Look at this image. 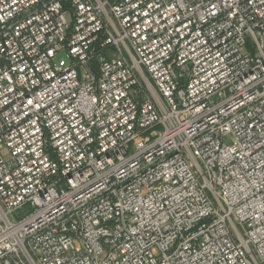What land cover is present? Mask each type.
<instances>
[{
    "label": "built area",
    "instance_id": "2783aa9c",
    "mask_svg": "<svg viewBox=\"0 0 264 264\" xmlns=\"http://www.w3.org/2000/svg\"><path fill=\"white\" fill-rule=\"evenodd\" d=\"M0 264H264V0H0Z\"/></svg>",
    "mask_w": 264,
    "mask_h": 264
},
{
    "label": "rangeland",
    "instance_id": "374dc122",
    "mask_svg": "<svg viewBox=\"0 0 264 264\" xmlns=\"http://www.w3.org/2000/svg\"><path fill=\"white\" fill-rule=\"evenodd\" d=\"M55 61H56L57 63L61 64L62 66H65V65L71 63L72 60L70 59L68 53H67L66 51H64V52H62L60 55H58V56L56 57ZM24 212H25V211H24ZM23 214H24L23 212H18V213H16V214H14V215L12 216V218H13L14 220H18V219H20V218L23 216Z\"/></svg>",
    "mask_w": 264,
    "mask_h": 264
}]
</instances>
